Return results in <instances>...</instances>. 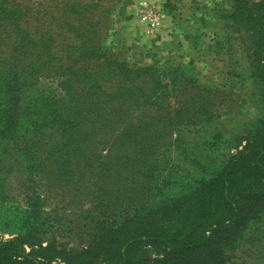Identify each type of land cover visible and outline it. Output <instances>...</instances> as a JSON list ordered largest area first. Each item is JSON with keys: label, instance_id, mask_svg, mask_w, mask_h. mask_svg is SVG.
I'll use <instances>...</instances> for the list:
<instances>
[{"label": "trees", "instance_id": "trees-1", "mask_svg": "<svg viewBox=\"0 0 264 264\" xmlns=\"http://www.w3.org/2000/svg\"><path fill=\"white\" fill-rule=\"evenodd\" d=\"M253 3L249 58L264 84V0ZM93 20L76 32L63 22L58 33L34 26L20 1L0 0V264H243L237 252L264 226V116L219 165L178 145L170 161L161 146L147 154L99 137L110 100L105 75L88 65L99 59ZM20 161L29 175L16 196ZM86 171L104 186L84 211L87 239L74 246L59 239L63 221L46 207L56 176L80 174L86 190Z\"/></svg>", "mask_w": 264, "mask_h": 264}, {"label": "rangeland", "instance_id": "rangeland-1", "mask_svg": "<svg viewBox=\"0 0 264 264\" xmlns=\"http://www.w3.org/2000/svg\"><path fill=\"white\" fill-rule=\"evenodd\" d=\"M17 1L32 10L34 26L58 33L67 32L63 22L76 32L88 16L95 19L99 59L91 58L88 65L94 61V71L105 75L103 101H110L104 103L102 117L110 128L98 136L110 143L127 148L135 142L147 154L161 146L170 161L177 159L178 145L190 148L205 164L219 165L242 147L250 124L264 116V84L249 58L255 42L253 2L259 0ZM123 130L133 138L118 136ZM178 130L181 142L176 143ZM14 166L10 193L17 196L29 172L25 162ZM85 174L86 190L77 182L80 174L56 176L46 207L63 221L59 239L74 246L87 239L91 222L84 211L94 210L90 201L104 186L91 171ZM236 259L264 264V226L244 242Z\"/></svg>", "mask_w": 264, "mask_h": 264}]
</instances>
